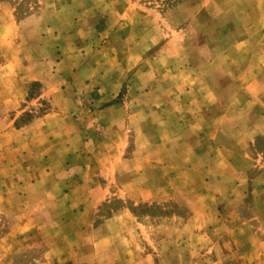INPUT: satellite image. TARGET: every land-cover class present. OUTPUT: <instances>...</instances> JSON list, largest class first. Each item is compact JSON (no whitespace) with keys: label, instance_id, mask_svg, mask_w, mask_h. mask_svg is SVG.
<instances>
[{"label":"rangeland","instance_id":"374dc122","mask_svg":"<svg viewBox=\"0 0 264 264\" xmlns=\"http://www.w3.org/2000/svg\"><path fill=\"white\" fill-rule=\"evenodd\" d=\"M0 264H264V0H0Z\"/></svg>","mask_w":264,"mask_h":264},{"label":"crops","instance_id":"0c3cea01","mask_svg":"<svg viewBox=\"0 0 264 264\" xmlns=\"http://www.w3.org/2000/svg\"><path fill=\"white\" fill-rule=\"evenodd\" d=\"M97 122L99 120H96ZM99 125L103 123L98 122ZM71 126L72 132H66L65 126ZM74 124V125H73ZM80 123H72L71 120L66 117H61L58 113L52 116H44V203L46 199H53L57 203L64 202L66 200L68 204H74L76 202H82L84 204H91L92 202H99L103 197L97 199L96 196L77 197L75 194L82 189H96V185L92 186L81 181L73 182L66 185L64 182L65 174L68 167L65 166L67 159L72 158L80 150L86 151L92 150L93 155H97L96 150L101 149L97 138L87 136L84 131L79 128ZM67 125V126H68ZM125 124H122V131L125 130ZM127 138L126 133L119 134L118 137ZM101 139V138H100ZM117 139L116 141H118ZM102 141V139H101ZM119 143H112L110 149H119L123 145V140ZM106 149V147H105ZM112 153H107L106 156L110 157ZM70 171V170H68ZM91 172L90 168H82L81 173ZM97 172V169L92 170ZM108 173V172H107ZM106 177V176H104ZM96 181V180H94ZM80 199H83L82 201Z\"/></svg>","mask_w":264,"mask_h":264}]
</instances>
